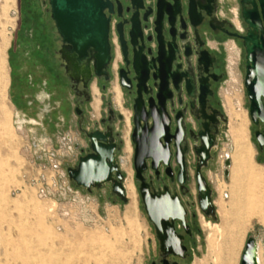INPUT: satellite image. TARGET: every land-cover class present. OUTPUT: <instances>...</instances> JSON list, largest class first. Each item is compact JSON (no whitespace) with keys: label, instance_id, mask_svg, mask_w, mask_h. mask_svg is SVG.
Here are the masks:
<instances>
[{"label":"flooded vegetation","instance_id":"obj_1","mask_svg":"<svg viewBox=\"0 0 264 264\" xmlns=\"http://www.w3.org/2000/svg\"><path fill=\"white\" fill-rule=\"evenodd\" d=\"M101 1L104 17L108 21L110 61L107 75H92L84 87L81 79L66 74L62 57L66 45L62 43L51 19L48 0H25V13L21 10L22 0H14L16 28L9 52L10 76L8 73L11 103L19 110L21 100L38 97V88L43 84L47 89L43 93L54 101L59 116L73 115L74 120H66L65 126L69 125V130L57 129L56 137L66 152L62 159H76L75 162L90 152L86 136L93 131L111 134L118 147L115 159H119L117 155L124 143L115 123L123 121L122 107L130 111L129 140L132 145L133 107L136 106L140 126L145 128L143 131L147 139L155 146L159 144L166 148L169 154V172H165L163 165L156 171L150 169L148 161L145 182L150 184L152 193L158 194L163 187H167L170 196L178 197L185 210L188 233L178 220L174 221V228L182 236L181 243L185 246V242L193 238L195 214L188 212V207L194 204H188L183 198L194 194L199 208L197 173L204 178L213 205L211 182L205 172L211 169L215 160L219 136L226 120L218 96L219 85L225 78L223 43L230 39L242 47V36L246 34L247 27L241 12L242 8L249 10L252 7L235 0L237 11L226 10L237 17L236 25L221 15V4L225 0H139L138 9L131 6L129 0ZM254 2L257 3V0ZM209 42L215 45L211 46ZM120 71L125 87L119 83ZM197 80L202 83L200 90L195 82ZM112 81L117 84V100L113 90H109ZM194 83L196 87L192 88L190 84ZM186 84L189 89H186ZM93 90L97 95L99 93L98 97L96 95L97 111L93 109ZM94 112H98V117ZM149 114L156 116L160 122L154 131L151 130V118L147 117ZM73 123L77 132L74 134L71 132ZM254 127L253 137L255 132L264 133L263 124L258 123ZM202 141H207L209 146L207 159L200 164L196 151L202 146ZM255 142L258 151L264 155V144L258 147L256 139ZM127 145L128 153L125 152ZM122 151L125 159H120L124 164L131 153L127 139ZM63 163L68 168L67 162L63 160ZM229 165L225 169L227 175ZM179 172L182 182L178 179ZM135 183L138 190L139 183ZM106 188L110 192V185ZM187 252L186 247L184 258L163 257L158 248L157 258L149 264H183Z\"/></svg>","mask_w":264,"mask_h":264},{"label":"rangeland","instance_id":"obj_2","mask_svg":"<svg viewBox=\"0 0 264 264\" xmlns=\"http://www.w3.org/2000/svg\"><path fill=\"white\" fill-rule=\"evenodd\" d=\"M221 5V15L238 25L237 17L226 11L229 9L236 12L237 2L225 0ZM21 10L22 13L26 11L25 0H22ZM15 12L14 0H0V77L3 84L5 83L2 89L4 97L0 96V104L9 111V116H6L8 136L5 138L4 132L0 130V264H149L157 258L158 243L153 227L142 209L137 184L134 181L133 151L129 140L130 111L122 107L120 111L123 121L115 123L121 140L125 144L127 139L131 147L129 159L124 161V164H119L123 173L122 185L124 187L130 185L131 188L127 187L124 190L126 202L112 200L106 187L100 188L98 192L93 189L87 192L74 186L67 178V167L63 160L67 162L68 167H74L76 159H62L66 152L57 140L56 145L50 147L48 151L56 153L58 159L39 158L42 157L40 148L43 147L41 136H49L52 141L55 140L56 132L54 129L50 130L48 121L56 107L54 101L43 93L47 89L42 84L38 88L40 90L38 97L42 102L37 104L36 108L44 112L47 130L39 132L34 129L31 140L27 141L24 133L15 129L17 124L10 105V83L8 86L9 52L13 31L16 28ZM209 44L215 45L212 42ZM223 50L226 61L225 78L219 85L218 96L226 120L219 136L215 160L211 164V169L205 172L213 191L214 214L204 215L196 204L194 194L183 198L188 204H194L193 207H188V212L195 214L193 238L185 242L188 252L183 264H239L245 241L249 237H254L256 244L264 250L262 241L264 204L259 206L260 209L255 208V204L253 208L255 214L239 228L234 225V217H228L224 227L226 238L232 235L236 243L226 262L222 255L218 256V251L215 253L216 256H213L214 253L210 252L206 241L203 222L220 223L216 214V204L221 198L218 189L220 185L226 187L229 184L233 151L228 130L230 125L235 126L239 122V118L243 120L244 138L250 148V159L261 172H264V155L258 151L253 137L255 125L249 118L248 100L243 86L242 47L236 41L226 39ZM116 85L115 81L109 85V90L114 92L115 100L119 96ZM92 94L93 109L97 111L99 93L97 95L96 90H93ZM105 97L107 98V94ZM122 102L121 99V104ZM101 110H104L103 106ZM56 114L58 116L60 113L56 111ZM93 114L98 117V112ZM70 117L74 120L72 114ZM3 118L5 117L0 115V122ZM31 127L28 124V128ZM59 129L67 131L69 125L59 126ZM71 132L77 133L74 123L71 125ZM32 142L35 146L31 145ZM123 147L117 155L119 159H125ZM125 152L129 151L125 148ZM35 157L38 159H34ZM226 160L230 164L227 176L224 174L227 168ZM42 189L45 196L39 193ZM191 189L194 193L192 185ZM222 198L224 202L227 201L226 188ZM261 201L264 203V196ZM218 250L225 251L224 245L221 246L219 243Z\"/></svg>","mask_w":264,"mask_h":264},{"label":"water","instance_id":"obj_3","mask_svg":"<svg viewBox=\"0 0 264 264\" xmlns=\"http://www.w3.org/2000/svg\"><path fill=\"white\" fill-rule=\"evenodd\" d=\"M129 0L136 9L140 3ZM51 19L56 31L65 44L62 57L66 64L68 77L74 75L81 79L84 87L91 76L107 75L110 61V46L108 43V21L104 17V4L101 0H48ZM250 4L251 9L242 8L241 17L247 27L242 36L244 50V77L243 86L248 100V114L253 125L263 124L264 128V0H241V4ZM259 11V12H258ZM200 63V60H199ZM199 90L202 87L200 80L195 81ZM120 86L125 87L123 74L120 71ZM196 84H190L192 88ZM186 89L189 85L186 84ZM133 130L131 141L133 145L134 181L139 183L138 194L142 209L148 222L152 225L158 248L163 257L168 255L184 258L186 247L182 245V236L177 234L174 221L178 220L183 230L188 233L185 223V210L176 195L170 196L167 187L158 194L150 191V184L145 182L147 162L150 169L157 170L160 165L165 166L168 173L169 154L166 148L151 144L144 134V127L140 126V117L136 106L133 107ZM151 130L159 127V120L153 114ZM89 153L79 157L74 167L66 169L69 181L76 187L90 192H96L102 187L110 185V194L122 202H126L123 174L119 168L121 159H115V144L110 133L103 134L93 131L87 134ZM254 138L258 147L264 144V133L255 132ZM157 141V140H156ZM209 143L202 141V146L196 151L200 164L207 159ZM182 165V164H181ZM229 165L228 160L225 166ZM225 176L227 171H224ZM181 176L180 172L178 174ZM197 189L199 192V209L206 215L214 214V207L210 202V190L204 178L197 173ZM182 182V179H179ZM264 242V236L262 238ZM256 239L249 237L244 244L239 264H256ZM172 264H177L176 262Z\"/></svg>","mask_w":264,"mask_h":264},{"label":"bare ground","instance_id":"obj_4","mask_svg":"<svg viewBox=\"0 0 264 264\" xmlns=\"http://www.w3.org/2000/svg\"><path fill=\"white\" fill-rule=\"evenodd\" d=\"M2 84L3 81L0 77V96L4 97L2 89L5 83L3 87ZM0 115L5 117L0 122V130L4 132L6 138L9 133L8 121L6 119V116H9V111L3 104H0ZM239 119V122L235 126L230 125L228 130L233 151L231 154V167L229 168V184L226 187L220 185L218 189L221 198L218 203L216 202V214L219 217L220 223L203 222L210 252L214 253L213 256L215 257V253L218 251V256L222 255L225 262L228 260L236 243L234 236L231 235L229 238H226L224 227L226 226L228 217H234V225L239 228L242 223L249 220L255 214V209H253L255 204V208L257 209H260L259 206L264 204L261 201L264 196V172H261L250 159V148H248L244 138L243 120ZM15 129H19L18 126H15ZM126 149L129 150L128 145ZM127 187L131 189L130 185ZM127 187L125 188L127 189ZM225 188L227 192L226 202L222 198ZM255 201L256 203H254ZM219 243H221V246L224 245L225 251L221 252L218 250ZM255 257L256 264H264V250H261L258 244H256Z\"/></svg>","mask_w":264,"mask_h":264},{"label":"crops","instance_id":"obj_5","mask_svg":"<svg viewBox=\"0 0 264 264\" xmlns=\"http://www.w3.org/2000/svg\"><path fill=\"white\" fill-rule=\"evenodd\" d=\"M21 105L18 108L19 110H17V108L15 107V105L12 104V108H13V112L15 114L16 118V124L19 128V131L23 132L24 137L27 139V141H30V137H32V133L34 132V129L38 130L39 132H43L45 130H47L45 128V123L44 122V118H45V114L42 110H39L36 108L35 103H40L42 102V99L40 97H35V99H31L29 100V98L24 97L21 100ZM54 117H52L50 120H52L49 122V127L50 130L54 129V131L56 132L57 129H59V126H64L66 124V120L71 119V117H63V116H57V114H53ZM46 121V120H45ZM53 122V123H52ZM52 123V124H51ZM28 124H30L32 127L28 128ZM49 130V129H48ZM55 136V140L52 141L51 138H49V136H41L40 141L43 142V147L40 148L41 152H42V157H39L41 159H46L47 158V152L49 150L50 147L56 145V134ZM30 139V140H29ZM34 142H32V146ZM34 159H38L37 157H35Z\"/></svg>","mask_w":264,"mask_h":264},{"label":"built area","instance_id":"obj_6","mask_svg":"<svg viewBox=\"0 0 264 264\" xmlns=\"http://www.w3.org/2000/svg\"><path fill=\"white\" fill-rule=\"evenodd\" d=\"M16 14V12H15ZM56 153H53V152H48L47 153V159H58V155H55ZM57 156V157H56ZM55 167V166H54ZM39 193H41V195L45 196V191L42 189L39 191Z\"/></svg>","mask_w":264,"mask_h":264},{"label":"trees","instance_id":"obj_7","mask_svg":"<svg viewBox=\"0 0 264 264\" xmlns=\"http://www.w3.org/2000/svg\"><path fill=\"white\" fill-rule=\"evenodd\" d=\"M9 65H10V60H9Z\"/></svg>","mask_w":264,"mask_h":264}]
</instances>
